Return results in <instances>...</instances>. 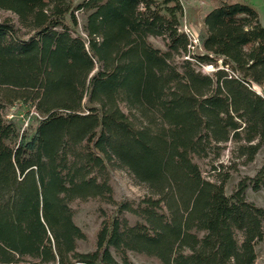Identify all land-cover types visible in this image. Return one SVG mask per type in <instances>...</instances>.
Returning <instances> with one entry per match:
<instances>
[{
	"label": "trees",
	"instance_id": "16d2710c",
	"mask_svg": "<svg viewBox=\"0 0 264 264\" xmlns=\"http://www.w3.org/2000/svg\"><path fill=\"white\" fill-rule=\"evenodd\" d=\"M212 3L194 54L180 0H0V264H255L264 208L245 190L264 188V163L224 185L264 144V27L244 0ZM17 102L31 133L3 115ZM115 169L138 202L114 198ZM88 200L112 210L80 251L71 205Z\"/></svg>",
	"mask_w": 264,
	"mask_h": 264
},
{
	"label": "rangeland",
	"instance_id": "374dc122",
	"mask_svg": "<svg viewBox=\"0 0 264 264\" xmlns=\"http://www.w3.org/2000/svg\"><path fill=\"white\" fill-rule=\"evenodd\" d=\"M81 0H75L79 2ZM183 5V16L180 19L181 27L186 26L190 29L191 33L197 35L200 29V18L199 11L204 9L206 5H209L210 0H201L197 3H191L190 0H180ZM246 1V0H244ZM202 2V3H201ZM250 3L254 9L257 11L259 16V21L264 27V0H250L246 1ZM78 25L74 30L76 35L85 37L83 31V24L85 18L82 14L78 13ZM152 44L164 50L162 40L160 38H150ZM190 50L194 54L202 53V49L198 46V42L195 43ZM222 67L221 59L217 60V65L213 64H203L199 67V70L204 74H212L214 70ZM256 90L264 96V89L257 88ZM3 115L6 118H12L15 122L18 131L21 133L25 128L26 131L31 133L32 128L35 126L34 112L32 108H29L28 105H24L20 102L15 104V109H12L10 106L5 107L3 110ZM33 115V116H31ZM31 116V117H30ZM30 125H29V121ZM32 123V124H31ZM29 125V126H28ZM31 126V127H30ZM23 129V130H22ZM231 148L230 144H227V149L222 152L221 158L219 160L224 166L229 165L231 162L230 157L231 153L229 149ZM196 163L199 165L202 175L205 179H212V172L210 171L209 161L206 159H195ZM264 163V144L260 148L259 152L256 154L254 160L245 165H236V171L229 172L230 177L224 185V192L227 196H230L236 188V185L239 180L244 177H253L257 170ZM233 165V164H232ZM221 173L227 171V168H221ZM111 185L114 192V198L117 201L129 200L138 202L145 194V189L142 186L135 184L127 172L121 169H115L111 171ZM245 197L247 200L253 202L257 206L264 208V188L259 190H253L248 186L245 190ZM72 208L74 209V221L85 233L86 238L84 240L78 241V249L80 251H89L94 248L95 243V234L97 229L100 226L101 221L103 220L102 209L104 214L107 215L111 213L112 208L105 205H100L97 200H88V201H75L72 203ZM131 223L134 222L135 218L127 215L126 216ZM256 260L255 264H264V236L262 241L256 244L255 246ZM129 258L134 264H160V262L152 257H147L142 254H137L135 252H129Z\"/></svg>",
	"mask_w": 264,
	"mask_h": 264
},
{
	"label": "crops",
	"instance_id": "0c3cea01",
	"mask_svg": "<svg viewBox=\"0 0 264 264\" xmlns=\"http://www.w3.org/2000/svg\"><path fill=\"white\" fill-rule=\"evenodd\" d=\"M191 1V0H190ZM198 1H201V0H192L191 3H197ZM246 1H250V0H246ZM211 3H209V5H206V7L202 10L199 11V18H200V22H199V25L201 26L202 25V20L204 18V16L207 14V12L210 11V9L212 8V0H210ZM202 3V2H201Z\"/></svg>",
	"mask_w": 264,
	"mask_h": 264
},
{
	"label": "built area",
	"instance_id": "2783aa9c",
	"mask_svg": "<svg viewBox=\"0 0 264 264\" xmlns=\"http://www.w3.org/2000/svg\"><path fill=\"white\" fill-rule=\"evenodd\" d=\"M182 29L188 35V37H189V39H190V41L192 42L193 45L198 42L197 35L192 34L189 28H187L186 26H184ZM10 107L12 109H15V104L12 105V106H10ZM9 119H11V118H9Z\"/></svg>",
	"mask_w": 264,
	"mask_h": 264
}]
</instances>
